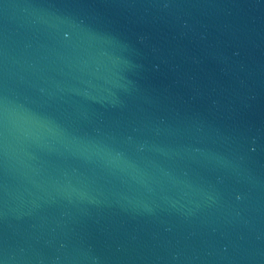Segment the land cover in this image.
Instances as JSON below:
<instances>
[{
	"label": "water",
	"instance_id": "obj_1",
	"mask_svg": "<svg viewBox=\"0 0 264 264\" xmlns=\"http://www.w3.org/2000/svg\"><path fill=\"white\" fill-rule=\"evenodd\" d=\"M0 264H264V0H0Z\"/></svg>",
	"mask_w": 264,
	"mask_h": 264
}]
</instances>
